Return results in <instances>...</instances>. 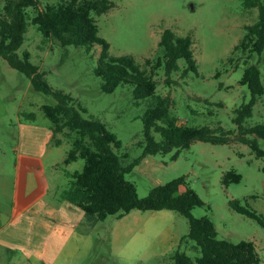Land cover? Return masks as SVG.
Returning <instances> with one entry per match:
<instances>
[{
  "label": "rangeland",
  "instance_id": "rangeland-1",
  "mask_svg": "<svg viewBox=\"0 0 264 264\" xmlns=\"http://www.w3.org/2000/svg\"><path fill=\"white\" fill-rule=\"evenodd\" d=\"M5 0H0V11ZM46 0H39L42 7ZM53 1V0H49ZM111 8L95 15L98 35L109 43L112 55L131 54L143 63L160 51L158 40L165 28L181 35L189 34L198 73L189 70L183 77L173 72L175 83L165 82L163 67L154 78L156 94L171 98V111L179 123L187 125L221 124L232 129L227 143L194 140L172 159L174 150L166 154H149L142 158L126 180L135 185L137 195L144 197L157 184L184 176L186 185L203 201L191 209L194 217L210 218L217 237L231 242L250 240L255 243L260 264H264V227L246 215L233 210L229 200L264 217V158L256 157L238 138L239 131L232 121L234 109L251 98L247 84L242 83L244 69L257 64L262 70L261 54L234 51L245 33V25L257 18L256 8L246 9L241 0H110ZM27 11L32 15V8ZM31 54L30 61L39 67L47 82L71 95L85 111L84 117L99 118L121 141L113 147L127 160L143 151L142 115L151 103V96L135 99L133 86L119 84L112 92L101 89V78L94 72L101 46L95 44L90 52L83 46H61L57 41L42 43V35L35 24L29 23L25 38L17 52ZM234 51V52H232ZM232 58V59H230ZM180 69L186 65L178 60ZM261 79L264 83V74ZM54 99L36 91L29 77L11 67L0 56V210L7 214L43 195L59 201V193L70 184L69 173L81 170L84 159L65 163L71 138L63 132L51 131V122L44 115L42 105ZM264 122V94L252 108L245 126ZM160 139L158 133H154ZM59 139L60 143H56ZM260 145L264 147V142ZM233 169L241 178L225 184L223 174ZM166 216L151 215L153 210L133 209L122 218L108 215L80 221L78 227L93 235L89 255L82 264H168L177 248L168 249L158 242L163 222L170 225L169 233L182 236L188 231V219L179 212L162 209ZM0 264H30L10 245L1 247ZM181 250L192 260L200 255V248L191 239L184 241ZM166 252V251H165Z\"/></svg>",
  "mask_w": 264,
  "mask_h": 264
},
{
  "label": "trees",
  "instance_id": "trees-1",
  "mask_svg": "<svg viewBox=\"0 0 264 264\" xmlns=\"http://www.w3.org/2000/svg\"><path fill=\"white\" fill-rule=\"evenodd\" d=\"M246 9L256 8L257 18L245 25V33L234 46V51L261 54L264 49V0H241ZM110 0H46L42 7L39 0H5L0 11V56L7 63L29 77L32 87L54 99V103L42 105L44 115L51 122L52 133L63 132L71 138V147L64 159L65 163L83 158L81 170L69 173L71 177L67 188L59 193V201L67 200L86 214L97 219L108 215L122 216L133 209H170L183 214L188 219V231L182 235L178 246L170 255L168 264H260L255 243L250 240L231 242L217 237L213 221L208 217H194L191 209L202 205L203 201L186 185L185 177L180 176L163 184H157L144 197H139L135 185L126 180L124 174L138 165L149 154H166L174 150L175 159L181 149L188 148L192 141L202 140L210 143H227L232 129L221 124L187 125L179 123L171 111V98L156 94V71L163 67L165 82L175 83L172 73L180 71L185 76L189 70L198 73V66L192 50L189 34L181 35L171 28H165L158 40L159 53L147 57L143 63L137 62L131 54L112 55L109 43L98 35L95 15L108 11ZM32 8V15L27 11ZM35 24L42 35V43L57 41L61 46H83L90 52L95 44L101 46L94 72L101 78V89L112 92L119 84L133 86L135 99L151 96L152 101L142 115L143 151L134 159L118 155L113 147H120L121 141L99 118L84 117L85 108L75 102L73 97L60 89H54L30 61V52H17L24 41L28 24ZM232 51V52H234ZM186 65L180 69L178 60ZM232 59V58H230ZM262 70L257 64L244 69L241 82L247 84L251 98L234 109L233 123L239 131L238 138L252 150L256 157L264 158V122L250 127L246 119L252 115L257 98L264 94V57ZM154 133L160 135L157 139ZM56 143H60L56 139ZM241 176L233 169L223 174L225 184L238 182ZM236 212L257 220L264 227V217L256 211L240 204L238 199L229 200ZM191 239L200 248V255L192 258L181 250L184 241Z\"/></svg>",
  "mask_w": 264,
  "mask_h": 264
},
{
  "label": "crops",
  "instance_id": "crops-1",
  "mask_svg": "<svg viewBox=\"0 0 264 264\" xmlns=\"http://www.w3.org/2000/svg\"><path fill=\"white\" fill-rule=\"evenodd\" d=\"M84 213L67 200L56 202L43 195L14 213L0 210V252L1 247L10 245L30 264H82L93 243L90 230L78 227L80 221H91ZM166 214L162 209L151 213L160 217ZM160 223L162 232L158 242L168 245V249H159L162 255L168 253L181 236L169 233L171 226Z\"/></svg>",
  "mask_w": 264,
  "mask_h": 264
}]
</instances>
